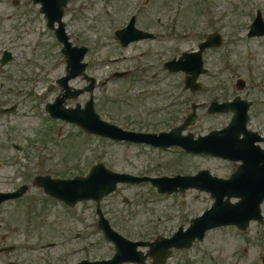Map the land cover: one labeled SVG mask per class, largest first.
<instances>
[{
    "label": "rangeland",
    "instance_id": "1",
    "mask_svg": "<svg viewBox=\"0 0 264 264\" xmlns=\"http://www.w3.org/2000/svg\"><path fill=\"white\" fill-rule=\"evenodd\" d=\"M131 1L83 0V3L81 1L76 3L75 1V3H71L69 10L66 12L64 19L67 21V29L72 35V42L81 44L79 38H83V42L92 44L93 50L90 56L86 57L89 62L88 72L99 79H105L110 70L117 68L115 64H111V61L108 60L111 54L116 56L119 53L118 55L124 56L121 61L123 66L126 65L124 63L130 62V60L133 63L141 64L147 60L153 61L162 56H171L178 46L183 48L196 46L197 42L195 40L202 38L200 34L202 33V27L197 26V20L200 17L194 10L191 11V8H189L192 7L193 1L165 2V0H155L154 7L157 3L158 5H164L163 9L167 11L164 13L166 20L171 15H175L174 13H181L180 18L183 26L191 27L187 29V31H192L190 37L185 40L184 37L179 39L183 40L182 43L175 42L177 36H173V39L165 38L157 42L143 41L133 44L127 49L118 48L117 41L111 38L113 27L109 29V25L112 23L105 18L104 10H113V5L120 8L128 2L132 6ZM217 1L220 3L223 17L228 22V27L225 29L226 33L234 32L235 34L234 36H232L233 34L228 35L230 41L223 49L210 51L207 54L206 66L213 70H241L238 77H244L247 80V87L242 91H237L235 87L237 77L233 81L234 83L231 84L228 82L230 79L227 77L228 83L225 88L215 85L216 87L211 92L204 90L199 92L198 95L190 92L186 93L185 103L180 104L176 112L174 107V109L167 107L162 112L150 113L153 107L157 108V101H152L155 100L152 98L153 93L150 94L147 91L153 86L143 84L141 82L143 79L138 81L139 78L133 76L126 81H111L106 89L97 88L95 90L94 97L97 109H100L97 106L98 103L107 112V114H104L101 111L104 115L103 118L107 120L117 118L126 121L131 120L138 129H143L146 126L147 129L152 127L159 130L167 126L163 122L164 119L169 118V121H175L174 115H180L178 114L180 112L183 117L186 116L191 109L192 102L209 100L213 95L223 100V95L231 98L239 93L242 97L253 99L255 103V98L258 99L251 111L250 126L253 129H260V126L264 128V38H250L247 36V26L253 21L249 22L253 11L242 10L243 0H233L235 4H228L226 0ZM236 4L239 5L235 6ZM155 10L158 11L156 7ZM159 10L162 11V8H159ZM164 14L161 13L160 15ZM29 15L30 13L26 11V8H16L12 3L5 4L0 0V51L2 43L9 47V44L14 45V39H18L15 44L19 43L20 46L18 49H13L14 53L17 55L20 49L23 48L22 55L31 54V49L24 47L30 41H33V37L37 32L41 31L39 27L44 24L45 18L38 15L40 19L38 18L36 23L32 24ZM160 15L159 13H153L145 14L144 17L146 22H151L154 17L153 21H156ZM236 20H239L238 28H234V21ZM47 31L45 39L51 41L53 45L42 56H38L41 52H38L37 55L31 54L40 57L41 61L30 67V72L36 70L37 65L41 71L29 76L24 73L28 70L23 72L24 67L19 66L15 68L20 70L17 73L16 83L8 82V85H14V87L19 85V89H26L31 77H37L40 80L34 82L33 86L29 83L28 90L19 97L12 96V90H6L8 93L11 91V103L18 99L21 101V106L13 113H0V189L9 190L16 184L20 185L22 181L31 182L33 177L39 173L40 175L50 173L53 176L60 177H67L68 175L72 177L81 173L85 175L90 167L98 161H103L115 171L151 176H159L163 172L171 174L172 171L176 172L179 169H192L195 173L204 167H210L209 169L218 175H229L234 170L232 163L221 159L195 158L178 152L170 156L165 151L146 144L115 143L110 139L97 135H87L84 132L81 135L76 129V125L66 124L61 120L51 123L45 114V104L43 103L50 100L54 101L62 89L56 84L48 90L47 85L54 82L55 76L65 74L66 63L63 54L59 51L61 46L58 45L59 42L54 37V33L50 30ZM79 31H83V36H78ZM146 45H151L153 49L151 53L142 54L137 60L133 58L127 61L128 58L133 57V54L137 53L138 55L137 51ZM46 48H48V45ZM50 52L54 56H49ZM58 55H61L62 58L59 60V66L56 70V64L53 62L52 57H58ZM126 57L127 59H125ZM49 71L52 73L49 74ZM223 76L224 79L226 75L223 74ZM250 76H252L251 79ZM172 77L175 78V75ZM217 79L222 78L214 77L211 80L216 81ZM167 83L173 85L171 88L173 91L180 85L174 81H167ZM71 84L81 86L86 85V82L84 80L82 82L78 77ZM206 85L211 87L208 84ZM33 88L36 93L32 91ZM140 90H142V93ZM144 90L146 91L144 92ZM14 92H18V90L15 89ZM40 94L43 96L42 101L39 98ZM104 94L109 96L111 94L115 101L107 102L106 97L102 96ZM144 96H148V101L143 99ZM88 98V94H85L79 98V101L84 105ZM160 98L164 101L162 97ZM118 100H121V102ZM76 102L69 98L67 105L69 103V106H71ZM170 110L172 111L169 113ZM199 114L198 123L192 128V131L197 134L204 133L209 127L221 126L229 120L228 114L209 116L203 109H199ZM46 127L49 128L50 132L52 128V133L56 136L61 134V137H55L54 141L52 140L44 147L43 143H45L46 138L42 137L47 133ZM56 138H58L57 141ZM37 140L39 141L37 142ZM15 143L21 144L25 148L17 150L14 147ZM40 151L45 152L47 157L39 164L36 163L38 164L37 168L36 158L34 159V157ZM51 154L52 156H50ZM66 159L71 161V171L61 167ZM37 200L40 201V212H36L33 208V203ZM212 204L213 198L205 191L189 189L185 193L162 195L158 193L155 187H152L151 183H140L120 184L117 191L103 199L101 206L115 228L126 230L137 236L156 232L157 229L158 231H164V224L176 228L181 219H185L183 223L187 225L186 222L191 217L203 213ZM77 206L75 209L65 211L45 195L42 188L32 184L23 197L17 201H9L0 207V217H6L9 226L17 223L18 226L22 225V221L28 220L25 215L31 216L35 224L39 223L38 218H40L43 223L40 221L39 228L36 226L33 229L44 230L49 233L32 232V236L28 237L29 239L53 238L51 236L58 235L56 234L57 231L68 229L72 231L70 233L71 237L76 235L72 239V245L83 242V258H85V253L88 252V255L93 257L111 255L113 246L105 240L98 227L99 216L96 212V202L83 201V204ZM37 234H40L39 237L36 236ZM206 241V246L198 244L196 252H191L194 255V264L197 262L196 255L199 258L200 255L205 254L203 251L209 250L217 258L214 261L207 258L205 264H262L264 226L253 224L248 233H238L236 229L232 228L216 229L209 233ZM18 255L19 253H10L3 257L0 256V263L3 264L8 259H19ZM88 258L92 257L88 256Z\"/></svg>",
    "mask_w": 264,
    "mask_h": 264
},
{
    "label": "water",
    "instance_id": "2",
    "mask_svg": "<svg viewBox=\"0 0 264 264\" xmlns=\"http://www.w3.org/2000/svg\"><path fill=\"white\" fill-rule=\"evenodd\" d=\"M50 14L53 13L52 6L48 0L44 2ZM62 12V10H60ZM66 38V37H65ZM69 45V44H68ZM69 68L71 76H76L84 71L86 65L81 63V59L86 52V49L68 48ZM67 80V79H66ZM91 89V88H90ZM245 108L239 105V112L234 116L231 124L222 131L213 132L207 137H201L198 140H193L190 135L185 138L179 136L183 127L175 129L168 134L161 136L151 134H134L125 132L116 126L110 125L102 120L94 110L93 97L88 101L86 108L81 112L80 110L69 111L65 116L61 106L55 107L51 110L57 117H64L73 122L83 126V128L92 133H99L105 136H110L116 139H127L136 142H147L155 145L169 146L173 144H181L187 150L208 153L222 156L233 160H242L243 164L239 167L237 174L238 184L225 181L223 179L209 176L208 171H204L198 176L193 177H177L174 179H152L155 185L159 186L161 192H171L177 187L185 189L189 186H197L212 192L216 198V202L212 209L208 210L203 216L193 220V225L187 232L180 231L172 239L180 246L186 245L187 241H192L196 237L202 238L205 231L211 227L228 224V223H242L247 227L251 218H262L261 202L264 200V149L259 148L254 143L259 138L257 134H252L247 131L246 125L249 119L248 109L250 103L245 101ZM103 128V129H101ZM242 132L246 133L244 139L239 136ZM48 177H41L38 182L50 194L68 198L72 202L79 199L93 198L100 201L101 198L114 190L119 181L126 182H140L144 178L134 177L128 174H116L107 170L103 164L96 166L92 172L85 178L77 177L72 180H54L47 181ZM147 179V178H146ZM169 181V182H168ZM27 188V186L25 187ZM225 196L228 198L225 200ZM241 197L242 200L237 204L230 202L233 197ZM109 229V228H108ZM182 229V228H181ZM119 260L131 258L128 252L130 242L125 241L120 236H117ZM163 238H159L156 242L151 244L153 255L161 264L164 261L165 246L163 245ZM173 245V243L170 241ZM191 244V243H190ZM137 246V244H133ZM106 264L108 262H99L98 264Z\"/></svg>",
    "mask_w": 264,
    "mask_h": 264
},
{
    "label": "flooded vegetation",
    "instance_id": "3",
    "mask_svg": "<svg viewBox=\"0 0 264 264\" xmlns=\"http://www.w3.org/2000/svg\"><path fill=\"white\" fill-rule=\"evenodd\" d=\"M225 1V0H224ZM211 2L213 0H193V5L192 9L194 12L198 15L202 14L201 11V4L204 3L205 7L207 9H211V7H214L211 5ZM228 4H231L226 0ZM239 4H236L237 6ZM121 11L123 9L121 8ZM165 10L162 7L161 13H164ZM124 14V12H122ZM158 25L159 29H164L167 27V23H165L162 19L161 16L158 17ZM214 24V22H213ZM151 30L154 29V26H150ZM161 34L160 32H157L155 30V38L154 42H157L161 39ZM225 39L222 36V43L224 45ZM222 45V46H223ZM221 46V47H222ZM218 49V48H214ZM183 53V50L181 51V54ZM52 56H54L52 54ZM139 69L136 71L137 74L141 75L142 77L145 76V72L147 70L141 68V66L138 64L137 65ZM8 68V66H6ZM6 67L1 66L0 64V101L5 104L4 107H7V99L3 98V93L5 90H12L14 88V85H8V82H12L16 80L13 79L14 77H17V74L12 71H9L6 69ZM169 74V75H168ZM171 74L175 75V78L171 76ZM206 74H208L211 78L209 79H204V75L200 76L199 81L201 83H205L208 85H213L215 83V80H211L214 77H224L223 75H219L216 71H207ZM132 74H129L127 78H130ZM164 75V76H163ZM139 76V78L141 77ZM147 77H150L148 82L146 80L141 81L143 84L147 85H152L153 88L152 90H149L150 92L153 93L154 99L160 100L162 97L164 101H166L169 97L173 96L176 93V90H172L171 88L173 85L168 82L174 81L176 84H180L179 87L183 84V78H184V73L183 72H170L166 69L164 70H157L151 72L150 75ZM126 79V77L124 78ZM143 79V78H142ZM230 79V76H229ZM83 81V80H81ZM140 81V80H139ZM228 82L231 84V80H228ZM227 80L222 79L221 80V87L225 88L227 85ZM177 86V85H175ZM54 87V86H53ZM52 87V88H53ZM83 87V86H82ZM207 89V90H206ZM207 91L210 92L211 89L203 86L201 91L197 92H192V94L198 95L199 92L202 91ZM141 92V91H140ZM142 93V92H141ZM191 93V92H190ZM83 96V95H81ZM167 96V97H166ZM165 98V99H164ZM181 99L180 103L184 104V97L181 96L179 97ZM223 100L229 98V96L223 95L222 96ZM200 99V98H199ZM200 101V100H198ZM207 101V100H205ZM178 99H175V103L173 106H175V112L177 111V108H179L180 105ZM21 104V101L16 99L12 104L17 107ZM69 104V103H68ZM199 104H201L199 102ZM203 111L205 110L204 105H202ZM180 115H174V120L178 121L180 118H182L181 112L178 113ZM40 217V216H39ZM28 220L22 221V225L18 226L17 224H14L13 226H9L8 223L6 222V217H0V249H3L2 252H0V256H6L7 254L10 253H19V259H8L5 260L3 264H79L80 262L83 261V242L79 243L77 246H71L68 244H60V245H53V242L51 239H47L48 237L44 238H39V239H29L28 237L32 236V232H38L40 234H45L49 233L48 231L44 230H38V229H33L36 226L39 228L41 225V219L38 218L39 223L35 224L34 221L32 220L31 216H26ZM13 223L15 221L12 220ZM40 234H37L36 236L39 237ZM56 234L51 236L53 238H57L61 240L64 237V233L62 231H57ZM169 236V235H167ZM195 248H192L189 251H174L171 255V257L167 260L165 264H173V259L174 257L176 259H181L182 264H194V255L191 253L192 250ZM148 251V250H147ZM146 251V252H147ZM34 254V255H33ZM196 255V254H195ZM181 256V257H180ZM198 259V255H196V261ZM147 263L152 262V258L148 257L147 258ZM198 262H196L197 264ZM1 264V263H0ZM124 264H137V263H124Z\"/></svg>",
    "mask_w": 264,
    "mask_h": 264
}]
</instances>
